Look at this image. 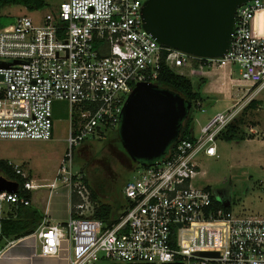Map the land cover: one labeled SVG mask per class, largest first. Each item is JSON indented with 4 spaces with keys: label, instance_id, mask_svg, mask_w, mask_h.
<instances>
[{
    "label": "built area",
    "instance_id": "obj_1",
    "mask_svg": "<svg viewBox=\"0 0 264 264\" xmlns=\"http://www.w3.org/2000/svg\"><path fill=\"white\" fill-rule=\"evenodd\" d=\"M147 1L66 0L0 29V64L7 65L0 66V140H51L52 105L70 107L68 150L56 181L77 203L64 224L38 229L40 253L53 256L66 241L68 264H264V214L218 207L209 186L194 184L204 176L200 157H217L220 133L251 105L264 112V0L237 8L223 58H196L199 77L205 69L236 66L246 94L211 117L198 137L178 140L158 164L138 168L124 187L126 206L116 223L92 218L95 205L73 170V148L118 130L128 96L139 84L154 86L163 67L191 68L188 55L159 45L143 29ZM248 137L264 139V129H251ZM9 165L24 180L22 191L43 187L21 166ZM18 205L30 199L0 193V219ZM14 242L2 247L0 241V254Z\"/></svg>",
    "mask_w": 264,
    "mask_h": 264
},
{
    "label": "rangeland",
    "instance_id": "obj_2",
    "mask_svg": "<svg viewBox=\"0 0 264 264\" xmlns=\"http://www.w3.org/2000/svg\"><path fill=\"white\" fill-rule=\"evenodd\" d=\"M45 1L46 7L41 10L29 12L23 7L8 6L0 10V16L5 22L13 24L23 15L43 16L48 11L56 10L66 0ZM188 59L191 68H173L172 71L188 78L194 89L200 92L202 86H198L199 60L191 56ZM233 72L239 79L238 69L235 68ZM212 106V103L204 99L201 107L191 108L189 116L194 119L195 137L200 135L201 126L205 125L215 113V110L211 109ZM52 112L54 126L51 140H0V158L4 159L6 167H11L9 163L19 165L27 173L31 171L32 174H38L40 177H50L55 174L68 150L70 107L66 102H55L52 105ZM240 126L243 140L227 142L218 138L217 157H200L204 176L194 184L209 186L213 197L222 204L228 205L237 214L262 215L264 214V139L250 140L248 135L251 129H264L263 110L257 106L246 108ZM73 157L74 172L84 178L98 202L110 205L112 215L118 217L119 212L126 206L124 187L142 166L130 159L119 145L116 136L108 134L99 139L89 138L74 147ZM59 201L62 202L64 199Z\"/></svg>",
    "mask_w": 264,
    "mask_h": 264
},
{
    "label": "water",
    "instance_id": "obj_3",
    "mask_svg": "<svg viewBox=\"0 0 264 264\" xmlns=\"http://www.w3.org/2000/svg\"><path fill=\"white\" fill-rule=\"evenodd\" d=\"M250 1L148 0L141 11L143 29L159 45L194 58L220 59L228 52L237 8ZM192 107L170 90L137 85L118 127L122 148L142 167L158 164L179 139ZM18 187L0 176V193H14Z\"/></svg>",
    "mask_w": 264,
    "mask_h": 264
},
{
    "label": "crops",
    "instance_id": "obj_4",
    "mask_svg": "<svg viewBox=\"0 0 264 264\" xmlns=\"http://www.w3.org/2000/svg\"><path fill=\"white\" fill-rule=\"evenodd\" d=\"M235 68L238 69L236 66H226L216 70H205L202 77H199L198 86H202L200 94L206 101L212 103L211 109L215 110L211 117L231 108L249 89L248 85L239 82L234 76L233 70ZM193 127L194 125L192 126V135L195 137ZM0 160L4 161L1 158ZM57 173L58 168L53 176L40 177L38 174H32L31 171H28L29 179L33 180L35 184L43 185V187L27 193L30 205L26 207L36 209L43 216V220L33 234L16 240L14 244L3 250L0 254V264H68V244L66 241H62L57 254L45 257L40 253L41 246L37 238V231L41 225L64 224L70 216L72 199L67 188L60 181H56ZM0 176L5 177L1 172ZM10 181L17 183L16 179ZM51 183L56 184L54 189L46 187ZM18 190L22 192L21 188ZM58 198L64 199V201L61 202ZM16 209L17 207H14L13 212H11L14 217L16 214L14 210Z\"/></svg>",
    "mask_w": 264,
    "mask_h": 264
},
{
    "label": "trees",
    "instance_id": "obj_5",
    "mask_svg": "<svg viewBox=\"0 0 264 264\" xmlns=\"http://www.w3.org/2000/svg\"><path fill=\"white\" fill-rule=\"evenodd\" d=\"M8 6H19L25 8L29 12H34L41 10L46 7L45 0H0V10ZM4 18L0 16V29L9 26L10 23L5 22ZM159 89H167L178 95H180L186 102H190L193 107H201V102L203 103V97L200 92L194 89L192 82L183 76L175 74L172 70L163 67L160 71L159 78L154 85ZM254 105H251L252 107ZM194 119L191 116H188L187 120L183 122L180 137L178 140H193L192 135V126ZM241 120L234 125H229L223 132L220 133L218 138H222L227 142L234 140H243L241 136ZM113 135L119 139L118 130L108 131L105 135ZM178 140L176 142H178ZM176 142L169 148L168 152L176 145ZM119 145L121 146L120 140ZM0 172L10 180L16 179L19 184V189L21 188L24 180L16 176L11 167H6L4 161L0 160ZM85 185H87L91 191V199L94 202L95 208L92 215V218L100 220L106 226H110L117 222L118 217L112 215V207L110 205L101 204L98 202L94 192L90 186L86 183L83 178ZM20 196L29 198L28 192L18 190ZM71 205L77 203V199L71 197ZM218 207H224V204L216 203ZM17 207L14 210L15 217L11 212L13 208ZM43 220V216L36 210L31 207H26L23 205L10 206L7 215L0 219V234L3 244L7 241H16L20 238L29 236L33 234L38 228L39 224ZM174 264H180L179 262Z\"/></svg>",
    "mask_w": 264,
    "mask_h": 264
},
{
    "label": "flooded vegetation",
    "instance_id": "obj_6",
    "mask_svg": "<svg viewBox=\"0 0 264 264\" xmlns=\"http://www.w3.org/2000/svg\"><path fill=\"white\" fill-rule=\"evenodd\" d=\"M187 120V119H186Z\"/></svg>",
    "mask_w": 264,
    "mask_h": 264
}]
</instances>
